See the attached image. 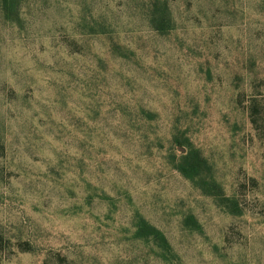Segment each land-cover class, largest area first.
Returning <instances> with one entry per match:
<instances>
[{"label": "rangeland", "instance_id": "rangeland-1", "mask_svg": "<svg viewBox=\"0 0 264 264\" xmlns=\"http://www.w3.org/2000/svg\"><path fill=\"white\" fill-rule=\"evenodd\" d=\"M0 264H264V0H0Z\"/></svg>", "mask_w": 264, "mask_h": 264}, {"label": "trees", "instance_id": "trees-1", "mask_svg": "<svg viewBox=\"0 0 264 264\" xmlns=\"http://www.w3.org/2000/svg\"><path fill=\"white\" fill-rule=\"evenodd\" d=\"M196 156H197V157H198V158H199L201 161H203V160H202V158H200V155H199V153H198V152H196ZM188 158H189V157H188ZM188 158H187V159H188ZM184 169H188V168H186V167H185V168H183V171H185Z\"/></svg>", "mask_w": 264, "mask_h": 264}]
</instances>
